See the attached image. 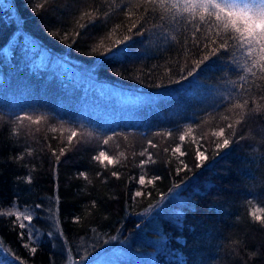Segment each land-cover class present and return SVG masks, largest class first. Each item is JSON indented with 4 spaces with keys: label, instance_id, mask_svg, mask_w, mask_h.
Listing matches in <instances>:
<instances>
[{
    "label": "trees",
    "instance_id": "16d2710c",
    "mask_svg": "<svg viewBox=\"0 0 264 264\" xmlns=\"http://www.w3.org/2000/svg\"><path fill=\"white\" fill-rule=\"evenodd\" d=\"M183 2L0 0V56L21 29L36 52L66 58L143 105L133 119L104 121L22 96L18 106L0 103V244L18 264H58L64 250L77 258L121 245L120 264H264V76L247 71L256 58L235 41L197 63L211 32L172 7ZM131 20L137 27L129 31ZM125 36L123 54H107ZM37 77L35 89L46 88ZM56 81L40 95L79 93L99 112L118 104L96 89L85 94L81 80L70 90ZM221 129L224 137L213 135ZM224 138L229 146L218 148ZM100 152L112 163L97 159Z\"/></svg>",
    "mask_w": 264,
    "mask_h": 264
},
{
    "label": "rangeland",
    "instance_id": "374dc122",
    "mask_svg": "<svg viewBox=\"0 0 264 264\" xmlns=\"http://www.w3.org/2000/svg\"><path fill=\"white\" fill-rule=\"evenodd\" d=\"M19 32L23 33L22 36L18 39L17 31L15 36L7 44H5L3 54L0 56V64L4 69H6L4 77L0 70V80L2 77L4 80L0 87V103H7L8 106H18L21 102L22 96L24 101L39 99L37 102H45L51 109L60 110L66 114L71 112V110H74L69 106L74 108L79 107L80 110L86 111L85 113L89 114V116L86 114L81 116L80 113L76 115L78 118L84 119L85 116H87L90 120H96V118H99L104 121L113 119L130 120L133 119L138 112H140L143 105L141 104V100H139L140 97L137 95H132L118 88H114L105 81L93 79L91 77V73L89 72L90 70L82 72L83 69L74 66L66 58H59L60 56L52 58L48 51L44 49L36 52V49H39L38 42L21 29ZM15 43H17V45L19 44L18 49L13 48ZM11 55H15L16 57L14 58ZM16 59H21V61L16 62ZM19 65L20 68L17 71L11 73V75H9L10 73L8 74V69ZM27 67L29 69H31V67L37 69L35 71L30 70L36 75L32 76L29 72H27ZM37 76H44L42 83L44 82V86L46 88H40L39 90L35 89V82L38 78ZM47 79L51 81L48 82ZM56 79L58 81L64 80V82L70 86L68 90L71 88L74 89V87L77 86L74 82L80 85L77 81L81 80L83 85L80 87L85 94H88L92 89H96L98 95H102L106 98L108 97V99L116 97V99H118V104L117 106L107 107L104 109V112H99L85 107L90 103H87L86 99H83L79 93L71 94V96H69V93L67 92L62 100L52 96L49 97L46 93L47 97L45 99L40 95L41 92L51 88L48 87V83L51 85L57 84ZM56 91H58V89ZM103 99L106 100L105 98ZM71 102H74V105ZM101 105L105 107L102 102L96 103L97 108ZM80 250L85 249L80 248ZM86 253H82L77 256V258H74L70 257L69 253L64 250V254L66 255L63 257L64 262H59L58 264H120V261L125 255V250L123 245H121V247L115 248L107 253H103L102 255L93 254L92 256L87 255ZM67 255L69 256L67 257ZM0 264H18L16 258L9 254L2 244H0Z\"/></svg>",
    "mask_w": 264,
    "mask_h": 264
},
{
    "label": "snow or ice",
    "instance_id": "6c2138e0",
    "mask_svg": "<svg viewBox=\"0 0 264 264\" xmlns=\"http://www.w3.org/2000/svg\"><path fill=\"white\" fill-rule=\"evenodd\" d=\"M148 3H154V0H147ZM163 2V0H161ZM172 7H180L183 11L189 13L193 16V24H198L205 22L208 24L207 31L211 32V35L205 37L203 43L200 47L206 50V55L198 60L197 63H203L204 60L208 58L209 55H215L218 51L222 49H228L231 46V42L235 41L240 46L245 47L248 53L255 59V64L247 69L249 73L253 72V68L258 67L262 76H264V4H258L253 7L250 4H235V3H220L218 0H184L183 3L174 4ZM85 16H91V13H84ZM143 24H141V27ZM83 27V25H80ZM137 24L135 20H131L129 31L136 28ZM193 31L197 33L196 41L200 43V34L197 28H193ZM235 34V35H234ZM129 37L125 36L123 40H116L115 47L107 49V54H110L113 58L119 57L123 54V50L119 45L123 44L125 40ZM199 51V48L197 49ZM248 101L240 103L237 105L238 108L243 109ZM231 128V125H229ZM191 129L188 130L191 133ZM77 134L72 132L69 137L71 140ZM213 135L224 137L225 132L221 129L215 132ZM183 139V137H181ZM230 141L224 138L222 142L217 143L218 148H226L229 146ZM107 144V141H105ZM175 152H180V148L177 147ZM123 155V154H122ZM103 158L104 160L112 163L109 157L105 155L104 152H100L97 159ZM201 159H205L203 153L200 154ZM139 183H145V177L141 176L139 178ZM135 195L140 197L141 192H136ZM9 216L13 213H7ZM255 215V212L253 213ZM17 219L23 217L25 221L32 219L31 215H25L24 212L15 213ZM258 220L261 217H256ZM20 227H24L21 224ZM33 252L36 251L35 248L32 249Z\"/></svg>",
    "mask_w": 264,
    "mask_h": 264
}]
</instances>
